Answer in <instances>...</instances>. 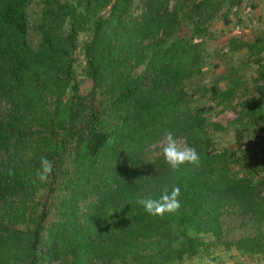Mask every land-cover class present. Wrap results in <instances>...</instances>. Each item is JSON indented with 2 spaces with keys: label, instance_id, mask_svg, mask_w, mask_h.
Listing matches in <instances>:
<instances>
[{
  "label": "trees",
  "instance_id": "16d2710c",
  "mask_svg": "<svg viewBox=\"0 0 264 264\" xmlns=\"http://www.w3.org/2000/svg\"><path fill=\"white\" fill-rule=\"evenodd\" d=\"M222 2L183 12L142 0L134 16L132 0H43L31 20V0H0V264H184L211 245L264 256V31L230 40L248 56L201 85L206 49L195 39ZM238 108L228 125L237 150L217 151L211 133L226 129L210 115ZM170 132L199 165L174 171L150 156ZM42 156L54 165L48 183L36 178ZM174 186L176 212L138 203Z\"/></svg>",
  "mask_w": 264,
  "mask_h": 264
},
{
  "label": "rangeland",
  "instance_id": "374dc122",
  "mask_svg": "<svg viewBox=\"0 0 264 264\" xmlns=\"http://www.w3.org/2000/svg\"><path fill=\"white\" fill-rule=\"evenodd\" d=\"M42 1L43 0H31L28 7L31 20L38 16ZM66 1L74 2L75 0ZM194 1L199 3L202 0H169V6L171 10L179 7L183 12H186ZM213 1L221 2V0ZM231 1L233 0H223L220 10L213 15L210 21H207V33L205 36L195 39V43H202L206 49L205 61L203 65H201V71L203 72L201 85L210 84L232 65L239 64V61L248 56L245 51L240 53L230 51L228 48L230 40L233 38H240L245 42L253 41L264 31V0H242V3L236 6L232 5ZM141 5L142 0H132L131 12L134 16L140 14L142 10ZM30 31V42L32 46L35 47L36 37L32 28H30ZM180 32L185 37H191L193 29L192 27L183 25ZM88 38L89 33L83 32L80 34L78 38V49L76 51V56L78 58L76 73L78 79L81 80L80 92L84 94L88 93L92 88L91 82L86 80L83 76V66L80 63L81 60H83L84 48ZM262 63L264 64V54ZM257 69L258 65L252 63L251 70L247 72L245 78L252 82L257 76ZM262 84L264 85V83H261V85ZM221 86L222 89L228 88V82L222 83ZM255 95L261 96L259 92H255ZM195 99L197 100V106H203L208 101L207 98L199 99L196 97ZM235 104H237V102ZM182 106L188 107L189 103L183 102ZM239 113V108L227 111H220V109H218L211 113L210 122L212 124H219L226 129V131L223 132L211 133L217 151H224L227 149L232 151L237 150L234 132L228 128V125L238 118ZM261 136H264V133L261 134ZM248 141H250V139L246 137L245 142ZM260 142L263 144L264 141ZM162 147L163 142L157 147H152L149 152L151 154L150 156L162 154ZM256 150L258 151L259 148L257 147ZM206 240L210 241L211 238L206 237ZM184 264H264V256L243 255L235 248L227 251L221 245H211L208 252H203L195 258H188Z\"/></svg>",
  "mask_w": 264,
  "mask_h": 264
},
{
  "label": "clouds",
  "instance_id": "9594fccd",
  "mask_svg": "<svg viewBox=\"0 0 264 264\" xmlns=\"http://www.w3.org/2000/svg\"><path fill=\"white\" fill-rule=\"evenodd\" d=\"M162 156L168 166L178 171L184 164L199 165L200 155L197 150L187 143L178 140L171 132L164 137ZM54 173V165L46 156L40 159V167L36 172V178L40 183H48ZM12 174V171H9ZM180 188L174 186L171 191L165 188L158 199H140L138 203L143 206L145 212L152 216H163L165 213L176 212L180 208Z\"/></svg>",
  "mask_w": 264,
  "mask_h": 264
},
{
  "label": "built area",
  "instance_id": "2783aa9c",
  "mask_svg": "<svg viewBox=\"0 0 264 264\" xmlns=\"http://www.w3.org/2000/svg\"><path fill=\"white\" fill-rule=\"evenodd\" d=\"M238 30H239V28H238Z\"/></svg>",
  "mask_w": 264,
  "mask_h": 264
}]
</instances>
